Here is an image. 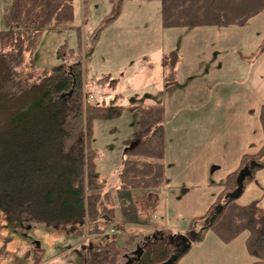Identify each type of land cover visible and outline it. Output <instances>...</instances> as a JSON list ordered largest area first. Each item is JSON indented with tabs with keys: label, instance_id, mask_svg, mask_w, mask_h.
<instances>
[{
	"label": "trees",
	"instance_id": "trees-1",
	"mask_svg": "<svg viewBox=\"0 0 264 264\" xmlns=\"http://www.w3.org/2000/svg\"><path fill=\"white\" fill-rule=\"evenodd\" d=\"M6 1L0 29V210L13 220L55 226L86 221L89 234L104 233L120 221L152 226L159 206L156 192L168 186L164 105L136 106L141 118L135 142L125 151L116 183L108 187L97 170L99 152L91 144L93 123L120 117L126 106L117 103V97L108 100L107 92L100 104L83 103L84 61L92 50L84 43L82 28L74 24V0ZM109 1L114 10L104 18V26L119 17L128 0ZM158 1L164 28L245 25L264 12V0ZM90 2L84 0L85 19ZM58 27L76 28L78 46L60 45L57 52L65 60L37 76L35 52L44 32ZM101 30L96 28L94 40ZM179 60L177 50L163 55L166 83L177 79ZM114 82L111 74L98 79L101 88L111 91L116 89ZM260 120L264 127V104ZM253 160L258 164L246 175L243 191L236 197L240 173ZM262 168L264 143L256 152L242 155L238 169L220 183L218 199L205 214L191 220L185 233L171 228L132 232L123 246L111 240L89 249L86 264H163L170 259L177 264L210 230L225 242L248 232L252 264H264V207L260 199L239 203ZM43 251L33 250L31 264L44 262ZM127 255L130 258L124 263Z\"/></svg>",
	"mask_w": 264,
	"mask_h": 264
},
{
	"label": "rangeland",
	"instance_id": "rangeland-1",
	"mask_svg": "<svg viewBox=\"0 0 264 264\" xmlns=\"http://www.w3.org/2000/svg\"><path fill=\"white\" fill-rule=\"evenodd\" d=\"M91 1L85 19L84 0H74V24L82 28L84 43L92 50L84 61L85 87L107 92L111 100L114 91L101 88L98 79L112 74L119 79L118 91L123 92L117 103L126 106L120 117L93 123L91 144L99 152L100 178L108 181V187L117 181L125 151L134 144L140 126L141 114L134 105L148 100L163 104L166 172L171 188L160 190L158 211L166 227L185 233L194 217L208 211L211 198L218 199L220 183L238 169L242 155L256 152L264 143L260 120L264 104V12L245 25L164 28L160 1L128 0L119 17L104 26V18L114 5L109 0ZM7 4L0 0V29L4 28ZM99 26L102 30L94 40ZM78 40L74 27L47 29L35 52L37 76L65 60L57 52L60 45L68 43L77 48ZM167 50H177L180 55L177 79L172 83H165L160 62ZM194 183L200 187H192ZM255 199L264 207V168L255 173L239 203ZM154 217L150 227L114 222L122 233L104 232L91 238L86 221L55 226L12 220L0 210V264H31L35 248L44 249L46 264H83L94 246L111 240L123 246L132 232L159 230ZM247 234L225 242L210 230L177 264H252Z\"/></svg>",
	"mask_w": 264,
	"mask_h": 264
},
{
	"label": "crops",
	"instance_id": "crops-1",
	"mask_svg": "<svg viewBox=\"0 0 264 264\" xmlns=\"http://www.w3.org/2000/svg\"><path fill=\"white\" fill-rule=\"evenodd\" d=\"M98 1H100V0H98ZM92 2V1H91ZM94 2V1H93ZM170 51H172V50H167V51H165L162 55H161V58H160V62L162 63V58H163V55L165 54V53H167V52H170ZM179 64H180V60H179ZM178 64V69H179V65ZM162 66H163V63H162ZM163 69H164V66H163ZM164 72H165V69H164ZM112 75V74H111ZM125 74L123 73L122 74V76H124ZM130 75L131 74H129L128 75V77H130ZM178 75V74H177ZM165 76H166V74H164V76H163V79H164V81H165ZM112 77L114 78V80H115V82H114V84H115V86H116V89L114 90V92H113V98H115V97H117V100L119 99V98H122L123 97V92H121V91H118V82H119V79H117L116 77H114L113 75H112ZM174 82V81H173ZM166 83V82H165ZM170 83H172V82H170ZM117 93H119V94H121V95H119V96H116V94ZM107 98H108V96H107ZM113 98H111V99H113ZM152 103H158V102H155L154 100H148L146 103H144V104H152ZM139 106V105H142V104H135L134 105V107H136V106ZM242 155V154H241ZM241 155H240V157H241ZM192 187H200V184L199 183H194V184H192ZM165 188H171V186H170V184H168V186L167 187H165ZM163 189V188H162ZM188 189V187L185 185L184 186V191H186ZM161 190V189H160ZM160 190H158L156 193H157V195H158V198H159V205H160V203H161V198H160ZM222 191V187L220 188V192ZM216 201V196H214V198H211V201L209 202V206L212 204V203H214ZM159 207V206H158ZM121 206H120V203H119V206H118V212H119V215L121 214ZM8 215V214H7ZM9 216V215H8ZM154 216L155 217H157V218H159V219H163L162 217V215L160 216V213H159V211H158V208H157V211H156V213L154 214ZM154 217V218H155ZM11 218V217H10ZM13 220V219H12ZM163 221V220H162ZM164 222V221H163ZM165 223V222H164ZM153 224V223H152ZM132 225H134V224H132ZM138 227H140V226H138ZM148 227H150V226H148ZM166 228H169V226L168 227H166ZM93 236H96L95 234H92V236H91V238L93 237ZM247 237V236H246ZM90 239V236L88 237V239H87V241ZM82 241V240H81ZM79 243H81V242H79ZM79 246V244H76V246ZM91 249V248H90ZM130 257H126L125 259L126 260H128ZM124 259V260H125ZM86 261H87V259L83 262V264H86ZM254 261V260H253ZM253 261H252V263H253ZM47 262H42V264H46ZM258 264V263H257Z\"/></svg>",
	"mask_w": 264,
	"mask_h": 264
},
{
	"label": "built area",
	"instance_id": "built-area-1",
	"mask_svg": "<svg viewBox=\"0 0 264 264\" xmlns=\"http://www.w3.org/2000/svg\"><path fill=\"white\" fill-rule=\"evenodd\" d=\"M106 98V94L102 91V90H87V88L85 87L84 89V98H83V103L84 105H97L102 103ZM153 221L155 222V226L157 227V229L161 230L163 228H166L165 223L155 217L153 218ZM118 227L115 224H112L108 227V229L105 231L107 234L111 235L114 233H122V229Z\"/></svg>",
	"mask_w": 264,
	"mask_h": 264
},
{
	"label": "water",
	"instance_id": "water-1",
	"mask_svg": "<svg viewBox=\"0 0 264 264\" xmlns=\"http://www.w3.org/2000/svg\"><path fill=\"white\" fill-rule=\"evenodd\" d=\"M256 164H258V163L255 160H253L251 162V164L246 166L244 168V170L242 171V174L240 175V177L238 179V181L240 183V186H239V188L237 190V193L235 194L236 197H239L241 195V193L243 191V189H242L243 180L245 179L246 175L251 172V168L254 167ZM220 209H222V205L221 204L219 205V209L218 210H220ZM185 240L186 241H190V239L187 236H185ZM137 252H139V250H137ZM127 257H129V255H127ZM132 262H133V259H131L130 263H132ZM172 263H173V259H170L169 261H167V262H165L163 264H172Z\"/></svg>",
	"mask_w": 264,
	"mask_h": 264
},
{
	"label": "flooded vegetation",
	"instance_id": "flooded-vegetation-1",
	"mask_svg": "<svg viewBox=\"0 0 264 264\" xmlns=\"http://www.w3.org/2000/svg\"><path fill=\"white\" fill-rule=\"evenodd\" d=\"M183 241V240H182Z\"/></svg>",
	"mask_w": 264,
	"mask_h": 264
}]
</instances>
